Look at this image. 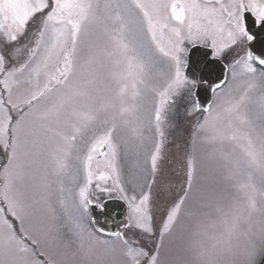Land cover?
<instances>
[{
	"label": "snow or ice",
	"instance_id": "1",
	"mask_svg": "<svg viewBox=\"0 0 264 264\" xmlns=\"http://www.w3.org/2000/svg\"><path fill=\"white\" fill-rule=\"evenodd\" d=\"M0 264H264V0H0Z\"/></svg>",
	"mask_w": 264,
	"mask_h": 264
}]
</instances>
